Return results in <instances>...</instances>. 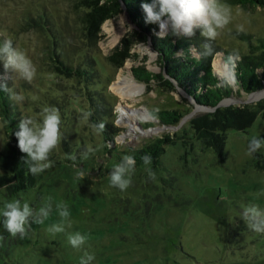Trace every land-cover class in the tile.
<instances>
[{"label": "rangeland", "instance_id": "obj_1", "mask_svg": "<svg viewBox=\"0 0 264 264\" xmlns=\"http://www.w3.org/2000/svg\"><path fill=\"white\" fill-rule=\"evenodd\" d=\"M220 2L230 9L231 22L218 37L205 42L213 47L214 72L228 80L233 91L217 106L252 105L264 100V93L253 97L254 92L264 90V84L251 92L236 93L234 70L224 55L237 60L248 52L251 41L264 37V8ZM83 9L79 0H0V43L5 37L11 39L37 70L29 83L0 62V78L23 95L20 102L14 100L21 116L39 121L42 108L58 100L46 88L55 52L69 60L92 54L108 89L115 94L113 113L118 130L110 144L128 150L168 132L175 145H166L158 165L150 166L155 179L149 178L146 168L135 165L131 184L123 191L111 186L112 169L98 172L96 165L104 163L103 157L87 171L75 170L76 165L70 164L62 170L61 163H52L25 191L10 194L0 187V209L13 199L26 201L34 209L49 201L53 206L45 223H32L24 238L13 237L0 217V264H80L85 252L95 256L90 264H264V233L249 229L241 218L243 205L251 203L264 209V148L258 150L262 166L256 163L254 152H249L253 137L264 139V113L246 129H227L222 155L203 146L191 137L188 120L212 108L198 107L178 90L165 91L155 80L144 82L134 77L131 68L135 66L160 70L149 42L135 44L130 51L136 55L121 65L111 62L109 55L133 25L122 11L106 19L98 40L89 42L81 24ZM120 75L141 86L139 93L121 95L114 88ZM56 79L60 83L61 79ZM182 97L190 111L178 122L165 125L153 117L155 109L170 107L172 98L184 102ZM69 128L61 119V132ZM91 132L87 136L97 142L93 128ZM4 137L0 119V149ZM61 202L70 212L67 222L61 221L56 211ZM61 222L65 223L64 232L53 235L47 231L50 225ZM75 232L87 237L79 249L67 239Z\"/></svg>", "mask_w": 264, "mask_h": 264}, {"label": "trees", "instance_id": "obj_2", "mask_svg": "<svg viewBox=\"0 0 264 264\" xmlns=\"http://www.w3.org/2000/svg\"><path fill=\"white\" fill-rule=\"evenodd\" d=\"M225 1L245 8L257 6L264 8V0ZM142 2L151 0H79L84 8L81 24L86 38L89 42H96L101 35L102 23L124 11L133 27L125 32L120 43L114 47L112 54L109 55L110 61L121 65L126 58L136 55L130 51L135 44L149 42L156 51L160 70L154 72L143 66H135L131 68L134 77L144 82L155 80L165 91L178 90L188 96L195 105L212 108L211 111L190 117L189 130L193 139L222 155L227 129L243 130L249 127L259 113H264V100L252 105L216 106L220 99L232 94L233 88L228 80L214 72L211 65L213 49L210 55L199 59L194 58L193 53L189 51L190 48L196 47L195 51L199 54L206 38L198 30L190 38L175 37L171 34L162 39L157 38L153 34V28L156 26L145 23ZM240 35L247 37L243 32H240ZM248 48V52L237 60H229L227 53L224 55L234 70L236 93L240 90L251 92L264 84V37L258 38L257 42L251 41ZM177 52L183 53L179 59L176 57ZM53 60L55 64L51 65L52 70L48 72L51 77L46 88L47 92L58 97V100H52L51 105L47 106L58 108L61 119L65 121L66 126L67 124L70 126L69 130L65 129L66 132H61V142L50 154V160L53 163H61L62 170H67L72 165H76L74 169L78 171L94 169L93 162L96 163L99 157H103L104 163L97 162L96 165L98 172L102 174L111 170L126 154L135 157L136 165L147 168L141 159L145 153L152 157L150 166L156 167L165 146L175 145V139L167 132L136 148L127 147L128 150H119L117 145L109 147L110 143H114L118 130L113 113L115 94L108 89L103 73L98 71L96 57L92 54H80L69 60L55 52ZM56 78L61 79L60 83ZM0 82L5 83L8 88L7 91L0 90V119L5 135L0 149V187H5L13 194L33 186L41 174L33 176L29 172V165L25 162L26 154L18 148L15 132L22 118L19 110L21 108L12 99V92L15 91L11 83L8 84L1 78ZM172 99L170 107L155 109L153 117L162 124H174L184 113L190 111L184 97H182L184 102ZM81 120L83 122H80ZM100 122H103L105 127L102 132H96L98 141L94 142L87 134L91 135L93 125ZM191 143L194 144V140ZM89 146L93 152L84 159L81 154ZM71 155H75L76 159H70ZM254 156L260 157V152H254ZM259 161H261L259 158L256 159V163L262 166Z\"/></svg>", "mask_w": 264, "mask_h": 264}, {"label": "clouds", "instance_id": "obj_3", "mask_svg": "<svg viewBox=\"0 0 264 264\" xmlns=\"http://www.w3.org/2000/svg\"><path fill=\"white\" fill-rule=\"evenodd\" d=\"M141 8L145 14V23L155 25L153 34L162 39L168 34L175 37H192L199 30L200 34L207 40H214L218 37L226 26L231 22V11L221 4L220 0H151L142 2ZM241 30L242 26H240ZM194 58L210 55L211 45L205 42L202 51L197 54L190 48ZM183 55L177 52L179 59ZM229 60L232 57L229 56ZM0 62H3L5 69L11 70L16 77L26 80L29 83L35 78L36 67L26 52L13 46V41L5 37L0 43ZM0 90L7 91V85L0 82ZM12 99L20 102L23 100L22 93H13ZM61 117L59 109L56 107L45 106L40 112L39 121L32 117H22L18 125L15 136L18 140L19 150L26 154L25 162L29 165V172L33 176L43 173L52 167L50 154L61 142ZM104 123L93 125L95 132L104 130ZM109 147L112 145L109 144ZM264 148V139L253 137L249 142V152H256ZM93 152L89 146L82 152V158L87 159ZM76 159L75 155L69 157ZM144 165L150 166L152 157L145 153L141 157ZM135 157L133 155H123L120 162L115 164L109 173V180L112 187L126 190L131 184V175L135 170ZM146 171L149 178L155 179V173L151 167ZM83 177V172L80 173ZM241 218L247 227L255 232L264 233V209L256 204L242 206ZM53 210L52 203L49 201L39 208H33L28 202L20 199L6 201L0 209V217L4 228L13 236L19 235L24 238L28 234V228L32 223L43 225L49 218ZM56 211L61 221L67 222L70 212L65 203L56 204ZM54 223L47 229L53 235L65 231V223ZM70 226V223L68 224ZM68 242L74 248H81L87 241V237L80 232L70 233L67 237ZM95 259L94 254L85 252L80 259V264H90Z\"/></svg>", "mask_w": 264, "mask_h": 264}, {"label": "bare ground", "instance_id": "obj_4", "mask_svg": "<svg viewBox=\"0 0 264 264\" xmlns=\"http://www.w3.org/2000/svg\"><path fill=\"white\" fill-rule=\"evenodd\" d=\"M119 80H120V83L114 86V88L117 89L123 96H131V95L133 96L139 93V91L142 89V87L139 86L133 79L127 76L120 75ZM262 93H264V90L261 92H254L253 97L255 98L259 94H262Z\"/></svg>", "mask_w": 264, "mask_h": 264}, {"label": "water", "instance_id": "obj_5", "mask_svg": "<svg viewBox=\"0 0 264 264\" xmlns=\"http://www.w3.org/2000/svg\"><path fill=\"white\" fill-rule=\"evenodd\" d=\"M220 102H218L217 104H216V106L219 104ZM221 104V103H220ZM204 107V106H203Z\"/></svg>", "mask_w": 264, "mask_h": 264}]
</instances>
